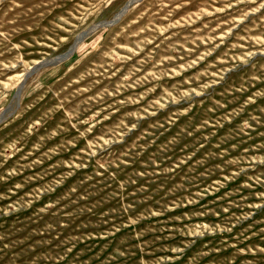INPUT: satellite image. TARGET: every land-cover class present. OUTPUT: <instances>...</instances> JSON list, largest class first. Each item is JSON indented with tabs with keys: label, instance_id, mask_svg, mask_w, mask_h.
Returning <instances> with one entry per match:
<instances>
[{
	"label": "rangeland",
	"instance_id": "rangeland-1",
	"mask_svg": "<svg viewBox=\"0 0 264 264\" xmlns=\"http://www.w3.org/2000/svg\"><path fill=\"white\" fill-rule=\"evenodd\" d=\"M126 1L0 0V264H264V0Z\"/></svg>",
	"mask_w": 264,
	"mask_h": 264
},
{
	"label": "water",
	"instance_id": "water-1",
	"mask_svg": "<svg viewBox=\"0 0 264 264\" xmlns=\"http://www.w3.org/2000/svg\"><path fill=\"white\" fill-rule=\"evenodd\" d=\"M130 1H132V0H128V1H126V3H124V5L118 10V12H117V14H115L111 19H109V20H105V21H101L100 23H108V22H113L114 20H116V18L125 10V8H126V6H127V4L130 2ZM53 60H50V61H48V62H52ZM55 61V60H54ZM47 62V63H48ZM28 72H31V70L30 71H28ZM20 86H21V83H19L18 84V86H17V88H16V90H15V96H17V94H18V92H19V88H20Z\"/></svg>",
	"mask_w": 264,
	"mask_h": 264
},
{
	"label": "bare ground",
	"instance_id": "bare-ground-1",
	"mask_svg": "<svg viewBox=\"0 0 264 264\" xmlns=\"http://www.w3.org/2000/svg\"><path fill=\"white\" fill-rule=\"evenodd\" d=\"M45 63H47V61H46ZM43 64H44V63H43Z\"/></svg>",
	"mask_w": 264,
	"mask_h": 264
}]
</instances>
